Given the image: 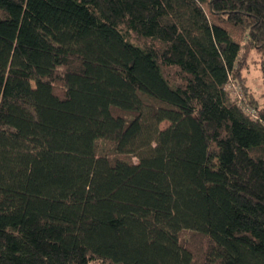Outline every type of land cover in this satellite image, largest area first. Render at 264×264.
Masks as SVG:
<instances>
[{
	"label": "trees",
	"instance_id": "16d2710c",
	"mask_svg": "<svg viewBox=\"0 0 264 264\" xmlns=\"http://www.w3.org/2000/svg\"><path fill=\"white\" fill-rule=\"evenodd\" d=\"M254 54L264 0H0V264H264Z\"/></svg>",
	"mask_w": 264,
	"mask_h": 264
},
{
	"label": "rangeland",
	"instance_id": "374dc122",
	"mask_svg": "<svg viewBox=\"0 0 264 264\" xmlns=\"http://www.w3.org/2000/svg\"><path fill=\"white\" fill-rule=\"evenodd\" d=\"M252 57L249 58L248 64H246V68L244 70V74L247 78V84L249 85L248 88H246V91L253 92L252 94L257 97V99L264 100V77L262 76L261 72L259 71L260 65L258 63L257 55H251ZM242 84L244 85L245 82L243 79H240ZM232 90V93L234 95H240V92H243V86L240 85V83L236 82L234 79L229 87ZM244 88V89H245ZM263 102V101H262ZM169 125L168 121H164L161 123V127L165 128ZM99 148L101 150H105L107 148H110V145L104 141L99 142ZM134 161H137V157L132 158ZM182 241H186L189 243L192 248L195 251V256L198 262L200 263L202 261L203 252L205 248L208 245L207 239L199 234H196L192 231H185L182 235Z\"/></svg>",
	"mask_w": 264,
	"mask_h": 264
}]
</instances>
